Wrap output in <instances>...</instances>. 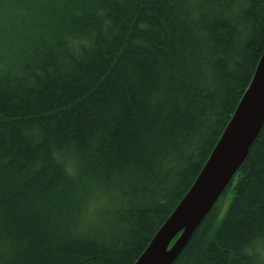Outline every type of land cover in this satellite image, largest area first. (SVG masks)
Returning a JSON list of instances; mask_svg holds the SVG:
<instances>
[{
	"label": "trees",
	"instance_id": "1",
	"mask_svg": "<svg viewBox=\"0 0 264 264\" xmlns=\"http://www.w3.org/2000/svg\"><path fill=\"white\" fill-rule=\"evenodd\" d=\"M263 53L264 0H0V264H135ZM257 232L264 125L173 264H252Z\"/></svg>",
	"mask_w": 264,
	"mask_h": 264
},
{
	"label": "water",
	"instance_id": "2",
	"mask_svg": "<svg viewBox=\"0 0 264 264\" xmlns=\"http://www.w3.org/2000/svg\"><path fill=\"white\" fill-rule=\"evenodd\" d=\"M263 125L264 53L233 118L197 180L135 264L176 261L246 160Z\"/></svg>",
	"mask_w": 264,
	"mask_h": 264
},
{
	"label": "clouds",
	"instance_id": "3",
	"mask_svg": "<svg viewBox=\"0 0 264 264\" xmlns=\"http://www.w3.org/2000/svg\"><path fill=\"white\" fill-rule=\"evenodd\" d=\"M75 51H79V45L87 47L90 41L87 38H79L76 42ZM240 258L247 257L252 264H264V232L251 234L239 247Z\"/></svg>",
	"mask_w": 264,
	"mask_h": 264
},
{
	"label": "rangeland",
	"instance_id": "4",
	"mask_svg": "<svg viewBox=\"0 0 264 264\" xmlns=\"http://www.w3.org/2000/svg\"><path fill=\"white\" fill-rule=\"evenodd\" d=\"M230 199L226 200L225 202L222 203V207H221V215L223 217L228 205H229Z\"/></svg>",
	"mask_w": 264,
	"mask_h": 264
}]
</instances>
